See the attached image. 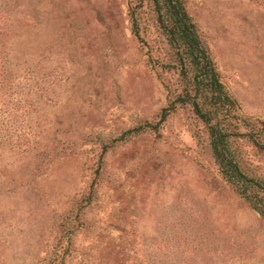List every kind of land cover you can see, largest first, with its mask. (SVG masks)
<instances>
[{
    "label": "rangeland",
    "instance_id": "obj_1",
    "mask_svg": "<svg viewBox=\"0 0 264 264\" xmlns=\"http://www.w3.org/2000/svg\"><path fill=\"white\" fill-rule=\"evenodd\" d=\"M184 3L264 142V0ZM172 61L150 0H0V264H264Z\"/></svg>",
    "mask_w": 264,
    "mask_h": 264
},
{
    "label": "trees",
    "instance_id": "obj_2",
    "mask_svg": "<svg viewBox=\"0 0 264 264\" xmlns=\"http://www.w3.org/2000/svg\"><path fill=\"white\" fill-rule=\"evenodd\" d=\"M150 2L156 24L173 51L169 67L178 72L182 86L175 101L191 106L205 126L208 145L221 175L264 219V179L246 172L236 148L238 139L244 137L264 150L260 127L238 116L234 100L221 82L184 0ZM134 35H139L137 30Z\"/></svg>",
    "mask_w": 264,
    "mask_h": 264
}]
</instances>
